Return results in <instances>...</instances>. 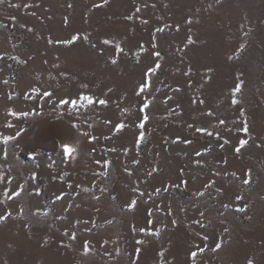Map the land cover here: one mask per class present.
I'll list each match as a JSON object with an SVG mask.
<instances>
[{"label":"rangeland","instance_id":"374dc122","mask_svg":"<svg viewBox=\"0 0 264 264\" xmlns=\"http://www.w3.org/2000/svg\"><path fill=\"white\" fill-rule=\"evenodd\" d=\"M0 217V264H264V0L0 3Z\"/></svg>","mask_w":264,"mask_h":264},{"label":"snow or ice","instance_id":"6c2138e0","mask_svg":"<svg viewBox=\"0 0 264 264\" xmlns=\"http://www.w3.org/2000/svg\"><path fill=\"white\" fill-rule=\"evenodd\" d=\"M3 2H4V0H0V3H3ZM105 2H107V0H105ZM78 38H79L78 36H73V37L71 38L70 41H67V43H72V42H74L75 40H77ZM105 43H108V41H105ZM157 55H158V53H157ZM242 84H243V81H241L240 84H238V85L236 86L235 91L239 92V91L241 90V85H242ZM141 90H143V89H141ZM44 95H45V96H49L50 93L45 92ZM81 99H83V100H87L89 104L92 103V99H91L90 97L82 96ZM233 102L235 103L236 101L234 100ZM60 103H62V104H67L68 101H66V100H61ZM71 103H72L73 106H75L76 101L73 100ZM99 103L103 105V104H106V101H105V100H100ZM25 115H26V114H25ZM145 119H147V117H145ZM74 126H75V125H74ZM141 126H142V125H141ZM117 127H118V128H119V127H122V125H121V126H117ZM201 131H202V129H201ZM244 131H245V132L247 131V127L244 128ZM6 139H7V138H6ZM246 143H247L246 140H241V141H240V146H238V147L236 148V152L239 153L240 150H241V147H243ZM66 151H69V149H66ZM71 151H75V150H74V149H71ZM197 155H199V153H197ZM247 182H248V181L246 180L245 183H247ZM15 195H19V193L17 192V193H15ZM58 199H59V197H58ZM237 199H240V197H237ZM134 205H135V201L132 202V205H131V206H134ZM4 218H5V217H0V219H4ZM73 238H75V237H73ZM216 247L219 248L220 245L217 244ZM85 248H87V244L85 245ZM202 250H203V249H201V251H202ZM138 251H139V250H138ZM192 255L195 256L196 253H192ZM248 264H252V261L250 260V261L248 262Z\"/></svg>","mask_w":264,"mask_h":264}]
</instances>
